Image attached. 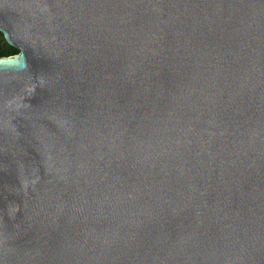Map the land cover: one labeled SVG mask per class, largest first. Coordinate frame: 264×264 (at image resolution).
I'll use <instances>...</instances> for the list:
<instances>
[{
	"label": "water",
	"instance_id": "95a60500",
	"mask_svg": "<svg viewBox=\"0 0 264 264\" xmlns=\"http://www.w3.org/2000/svg\"><path fill=\"white\" fill-rule=\"evenodd\" d=\"M0 264H264V0H0Z\"/></svg>",
	"mask_w": 264,
	"mask_h": 264
},
{
	"label": "trees",
	"instance_id": "16d2710c",
	"mask_svg": "<svg viewBox=\"0 0 264 264\" xmlns=\"http://www.w3.org/2000/svg\"><path fill=\"white\" fill-rule=\"evenodd\" d=\"M0 36L2 37L1 33ZM3 43H0V56H9L17 53V50L10 45H8L3 39Z\"/></svg>",
	"mask_w": 264,
	"mask_h": 264
},
{
	"label": "rangeland",
	"instance_id": "374dc122",
	"mask_svg": "<svg viewBox=\"0 0 264 264\" xmlns=\"http://www.w3.org/2000/svg\"><path fill=\"white\" fill-rule=\"evenodd\" d=\"M0 43H3L2 37L0 36Z\"/></svg>",
	"mask_w": 264,
	"mask_h": 264
}]
</instances>
